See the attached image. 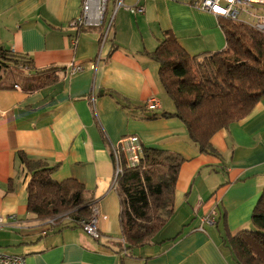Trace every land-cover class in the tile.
<instances>
[{
	"label": "crops",
	"instance_id": "0c3cea01",
	"mask_svg": "<svg viewBox=\"0 0 264 264\" xmlns=\"http://www.w3.org/2000/svg\"><path fill=\"white\" fill-rule=\"evenodd\" d=\"M81 1L0 0V48L33 65L20 78L5 79L0 72V248L25 264H235L223 238L249 227L264 189V96L246 118L211 139L218 156L201 154L179 120L151 118L172 113L174 106L159 84L158 64L145 55L165 32L189 55L220 52L226 45L221 19L193 8L195 0H146L142 15L118 10L108 42L100 46L98 29L78 32L72 26ZM71 63L82 71L69 75ZM50 69L58 71L57 83L36 90L34 81H43ZM152 97L159 108L148 112L144 103ZM127 136L184 159L171 216L131 257L111 190V147ZM20 152L55 168L54 181L74 179L84 186L98 209L99 239L81 228L57 232L27 212L30 175ZM212 210L213 224L199 231L201 217Z\"/></svg>",
	"mask_w": 264,
	"mask_h": 264
},
{
	"label": "trees",
	"instance_id": "16d2710c",
	"mask_svg": "<svg viewBox=\"0 0 264 264\" xmlns=\"http://www.w3.org/2000/svg\"><path fill=\"white\" fill-rule=\"evenodd\" d=\"M219 26L226 43L220 52L189 55L172 34L165 32L156 49L145 53L158 64L159 84L174 106V112L153 114L151 118L179 120L198 152L214 157L218 154L211 139L246 118L264 96V35L232 21L220 20ZM84 30L89 29L78 32ZM12 66L33 70L31 60L0 48V72ZM57 73L56 69L43 72L46 76L35 89L57 83ZM3 86L0 81V89ZM140 156L133 168H126L121 156L122 174L113 190L119 200V226L127 257L133 249L149 244L167 223L184 162L177 154L142 145ZM18 158L30 175L26 186L28 213L42 222L54 219L52 230L57 232L82 229V223L91 220L93 203L81 183L74 179L58 183L52 179L55 168L30 160L21 152ZM223 243L235 264H264V189L249 227L235 234L225 232Z\"/></svg>",
	"mask_w": 264,
	"mask_h": 264
},
{
	"label": "built area",
	"instance_id": "2783aa9c",
	"mask_svg": "<svg viewBox=\"0 0 264 264\" xmlns=\"http://www.w3.org/2000/svg\"><path fill=\"white\" fill-rule=\"evenodd\" d=\"M146 0H132V5L126 4V0H82L80 13L72 22L76 29H98L100 33V46L108 42L113 28L115 16L118 10L123 9L133 15H142L145 12L143 2ZM191 6L197 10L212 14L221 20L241 23L253 28L264 35V0H195ZM83 67L74 63L69 64L66 70L69 75L82 71ZM93 102V99L91 100ZM159 108L155 98H149L144 103V109L154 112ZM113 156V175L111 190L116 187L118 177L122 174L121 156L124 157L126 168L138 166L141 155V142L136 136L122 138L117 145L111 147ZM92 218L87 223H82V230L92 239H99L97 229L98 209L95 204L91 207ZM215 211H210L201 217L199 231L204 232L203 225L213 224ZM15 221V216H10ZM48 226H54L55 220H47ZM4 227V218L0 215V229ZM0 264H25L24 258L18 255L6 253L0 248Z\"/></svg>",
	"mask_w": 264,
	"mask_h": 264
},
{
	"label": "rangeland",
	"instance_id": "374dc122",
	"mask_svg": "<svg viewBox=\"0 0 264 264\" xmlns=\"http://www.w3.org/2000/svg\"><path fill=\"white\" fill-rule=\"evenodd\" d=\"M24 70H27V69L25 67H23V66L22 67H20V66L13 67L12 66L7 71H5V73H4L5 79L20 78L21 76L25 75ZM40 81H42V79L41 78H37L36 81H34V82H36V84H38V83H40ZM167 99H168V101L170 103H172L169 98H167ZM220 177H223V175L220 174L218 179H220ZM215 179H216L215 177H213L212 180L210 179L209 182L207 183V186H213V184L215 183V181H214ZM76 232L80 233L79 230H76Z\"/></svg>",
	"mask_w": 264,
	"mask_h": 264
}]
</instances>
